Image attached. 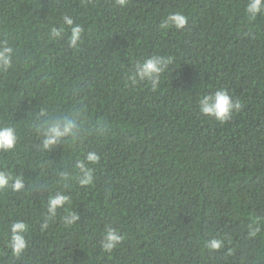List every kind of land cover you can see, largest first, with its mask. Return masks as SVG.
<instances>
[{
    "label": "trees",
    "instance_id": "1",
    "mask_svg": "<svg viewBox=\"0 0 264 264\" xmlns=\"http://www.w3.org/2000/svg\"><path fill=\"white\" fill-rule=\"evenodd\" d=\"M245 3L0 0V45L13 49L0 72V126L18 136L0 171L24 185L0 190V264H264V16L252 22L255 39L242 35ZM177 11L186 25L162 29ZM64 16L83 28L78 50ZM150 55L173 60L156 91L127 79ZM220 88L241 104L224 123L198 110ZM61 117L72 133L43 149L37 129ZM89 152L100 159L85 160L94 181L81 186L75 165ZM57 192L69 202L49 217ZM69 211L78 219L65 226ZM18 221L28 247L15 256L7 242ZM106 227L124 237L111 254ZM217 237L223 247L210 249Z\"/></svg>",
    "mask_w": 264,
    "mask_h": 264
},
{
    "label": "clouds",
    "instance_id": "2",
    "mask_svg": "<svg viewBox=\"0 0 264 264\" xmlns=\"http://www.w3.org/2000/svg\"><path fill=\"white\" fill-rule=\"evenodd\" d=\"M116 4L120 7H124L127 0H115ZM243 16L249 22L250 27L247 32L242 35L247 36L250 39H255L256 34L252 31V22H255L258 17L264 16V0H246L243 6ZM187 23V16L182 12H171L165 15L160 27L162 29H181ZM63 25H66L71 30V35L68 39V47L74 50L79 49L81 43V33L83 28L81 25L76 24L74 20L69 16L63 17ZM63 31V26L60 29L52 28V35L58 37ZM13 49L5 45H0V72H7L12 66ZM173 63L171 57H164L160 55H150L143 58L142 61L137 62L134 65L133 73L127 78L132 85L137 83H145L152 90L156 91L161 82V76L169 70V65ZM241 107L240 101L233 99L229 95L228 91L224 88L217 89L215 92L203 95L198 100V110L202 116L213 117L220 123H224L230 119L234 110L239 111ZM40 115H44L41 111ZM74 123L67 118H57L52 121H45V125L42 128H38L37 131L40 135L41 147L43 149H50L51 146L58 143V141L72 133ZM17 130L11 125L0 126V152H7L12 150L17 145ZM100 157L95 152H89L85 156L84 160H78L75 167L79 169V175L77 177L79 184L92 185L94 181L93 170L88 164H96L99 162ZM85 160L88 164L85 163ZM62 179L68 178L67 172L60 174ZM11 184L13 190L21 189L23 181L19 176H13L9 172L0 171V190L6 189ZM6 193L0 191V200H3ZM69 202V196L57 192L54 196H50L48 200L47 213L49 217L55 216L57 209L63 208ZM78 219V215L75 212L69 211L66 216L63 217L65 226H71ZM48 225L45 222L41 225V228H47ZM29 225L24 221H18L11 225L10 232L11 237L7 242V247L11 249V252L15 256L21 255L28 247L26 239L23 235L17 234V230L20 232H26ZM259 231L258 227L249 226L248 235L255 237ZM124 237L118 234V229L113 227H106L101 241L102 250L111 254L119 245L120 241ZM207 246L210 249H220L223 247V240L221 238H212L207 242Z\"/></svg>",
    "mask_w": 264,
    "mask_h": 264
}]
</instances>
